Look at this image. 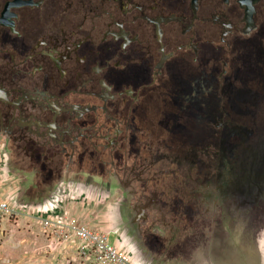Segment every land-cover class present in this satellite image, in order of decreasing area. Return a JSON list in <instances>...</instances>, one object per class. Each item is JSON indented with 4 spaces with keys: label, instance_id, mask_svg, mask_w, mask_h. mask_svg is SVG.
I'll list each match as a JSON object with an SVG mask.
<instances>
[{
    "label": "flooded vegetation",
    "instance_id": "flooded-vegetation-1",
    "mask_svg": "<svg viewBox=\"0 0 264 264\" xmlns=\"http://www.w3.org/2000/svg\"><path fill=\"white\" fill-rule=\"evenodd\" d=\"M219 86L261 114L264 0H0V145L34 190L86 182L150 207L135 197L169 172L172 130L212 145L232 122Z\"/></svg>",
    "mask_w": 264,
    "mask_h": 264
},
{
    "label": "rangeland",
    "instance_id": "rangeland-1",
    "mask_svg": "<svg viewBox=\"0 0 264 264\" xmlns=\"http://www.w3.org/2000/svg\"><path fill=\"white\" fill-rule=\"evenodd\" d=\"M219 89L217 120L230 111L232 122L216 129L212 145L183 141L172 130L164 160L154 166L169 172L153 181L152 193L135 197L145 202L149 195L148 208L128 209L120 187H77L63 179L34 190L0 145V192L20 213L0 226V264H66L75 245L62 244L58 229L48 238L41 219H75L101 231L133 264H264V107L254 118L241 98L229 104L228 91L220 96ZM248 120L263 127H246Z\"/></svg>",
    "mask_w": 264,
    "mask_h": 264
},
{
    "label": "built area",
    "instance_id": "built-area-1",
    "mask_svg": "<svg viewBox=\"0 0 264 264\" xmlns=\"http://www.w3.org/2000/svg\"><path fill=\"white\" fill-rule=\"evenodd\" d=\"M17 214H20L19 211L12 206L9 199H0V226ZM41 223L44 229H48L45 232L48 238L51 237L50 229H58L63 233L62 244L75 245L72 254L66 259V264H133L131 255L113 243L107 234L82 225L75 219L67 222L41 219Z\"/></svg>",
    "mask_w": 264,
    "mask_h": 264
},
{
    "label": "trees",
    "instance_id": "trees-1",
    "mask_svg": "<svg viewBox=\"0 0 264 264\" xmlns=\"http://www.w3.org/2000/svg\"><path fill=\"white\" fill-rule=\"evenodd\" d=\"M222 135L224 136L225 140H227V139L230 140L231 136H233V135H230L229 130L228 131L225 130V132H222ZM220 140H223V138Z\"/></svg>",
    "mask_w": 264,
    "mask_h": 264
},
{
    "label": "crops",
    "instance_id": "crops-1",
    "mask_svg": "<svg viewBox=\"0 0 264 264\" xmlns=\"http://www.w3.org/2000/svg\"><path fill=\"white\" fill-rule=\"evenodd\" d=\"M0 199H8L7 197H4L0 192Z\"/></svg>",
    "mask_w": 264,
    "mask_h": 264
}]
</instances>
